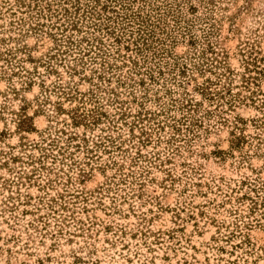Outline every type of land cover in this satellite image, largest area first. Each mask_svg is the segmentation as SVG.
Returning <instances> with one entry per match:
<instances>
[{
    "label": "rangeland",
    "instance_id": "374dc122",
    "mask_svg": "<svg viewBox=\"0 0 264 264\" xmlns=\"http://www.w3.org/2000/svg\"><path fill=\"white\" fill-rule=\"evenodd\" d=\"M36 1L0 0V38L5 39L0 51L26 46L27 54L38 59L52 46L47 36L31 29L36 17L49 26L58 17L47 21L48 12H38ZM130 1L144 14L152 8L161 12L148 43L157 50L163 44L173 56L166 58L171 65L186 63L184 75L171 67L164 78H176L177 83L167 81L176 100L190 98L197 106L185 114L178 102L159 113L153 100L146 103L145 109L165 124L140 146L142 125L131 135L129 125L112 116L117 103L104 102L114 127L105 123L92 130H67L87 142L68 149L72 156L47 159L52 172L41 171L37 163L31 172L27 154H38L26 145L61 135L56 131L64 128L65 116H56L54 107L59 102L70 108L74 102L60 99L51 86L55 75H48L45 65L36 68L48 86L46 94L38 81L21 87L20 78L1 75L0 264H264V0ZM40 7H46L44 2ZM172 14L181 17L180 28ZM86 24L83 20L79 29L91 32ZM68 33L77 34L69 27ZM102 39L116 66L122 60L112 57H127L135 48L128 34L118 45L112 37ZM92 54L78 63L81 73L74 81L87 75L97 82ZM74 56L64 62L73 65ZM22 64L32 69V63ZM57 64L68 82L67 68ZM130 66L116 72L120 79ZM205 80L213 82L210 87L218 95L206 99L195 91ZM112 86L121 92L122 109L135 115L139 104L126 97L127 90L117 87L115 79ZM90 88L88 81L78 84L81 92ZM159 97L169 102L168 96ZM22 121L31 129H19Z\"/></svg>",
    "mask_w": 264,
    "mask_h": 264
},
{
    "label": "trees",
    "instance_id": "16d2710c",
    "mask_svg": "<svg viewBox=\"0 0 264 264\" xmlns=\"http://www.w3.org/2000/svg\"><path fill=\"white\" fill-rule=\"evenodd\" d=\"M134 1L132 0V2ZM42 2H44L46 7H40ZM55 2L56 9H53L52 6ZM130 2V0H88L87 3L82 4L80 0H37L35 7L38 8V12L42 13L43 10H46L49 14L46 17L47 21L58 18L56 19L57 22H52L49 26V24L38 21L40 16L36 17L38 18L36 19L37 22H34V27L31 30L37 36H47L52 42V46L43 57L41 56L38 59L27 54L28 50L26 46L6 47L3 51H0V77L6 73L8 76L5 78L8 80L12 77H18L20 78L21 87L29 86L38 81L39 84L41 83L42 92L46 94L48 92V86L44 84L45 82L40 78L41 74L36 68V66L45 65L46 73L48 75H55V81L52 82L51 86L56 90L55 92L61 95L60 99L62 101H68L69 103L74 102L73 105L70 104V108H64L59 102H56V106L54 107L56 116H65L61 120L64 128L56 131V134L59 132L61 135L57 134V137L52 139L48 138L49 136H45L39 143L26 145V147L29 146L32 151L38 154L35 155L34 152L27 154V158L30 160L28 164H31L33 167L31 172L35 170L34 163L40 165L38 168L41 171L52 172L51 168L46 165L47 159L51 158L53 161H56L58 154L65 157L66 153L67 156H72L73 152H70L68 149H79L80 140L84 143L87 142L85 136H80L76 132L67 130H75L78 128L92 130L105 123L114 127L113 123L115 122L110 119L111 115L106 110L104 102L112 105L117 103V106H114V114L112 116L115 117L117 115L121 124L129 125L131 135H134L132 131L137 125H142L139 130V137L137 138L140 146H145L146 143L151 141L152 132L157 133L163 131L165 124V122L158 120V114L156 112L145 109L146 103L153 100L156 103L157 109L160 111L159 113L170 111L169 108L175 107V104L178 102L182 109H186L185 114H189L192 111L191 109L197 106L196 103L192 104L193 101L190 98L186 99L185 103L176 100L174 96L175 92H172L174 89L169 85L167 86V81L173 80V83H177L176 78L173 77L169 80L164 78V74L170 72L171 67V70L178 69L179 73L184 75L187 70L186 63L181 65L182 67L177 63L171 65L166 58L172 59L173 56L168 52L167 48L162 46L163 44L161 45L162 49L157 50L150 48V44L148 43L149 39L156 33L155 29L158 27V23L162 17L161 12H155V8H152V12L144 14L142 10H138L140 7L134 10ZM148 3L149 6L150 2ZM70 9L74 12L72 13ZM72 14H74L73 18ZM63 17L64 19H62ZM171 17L174 24H176L175 26H179L180 28V24H177L181 17L173 14ZM61 19L62 22H60ZM83 20H86L87 28L92 29L91 32L88 30L82 32L79 29L81 24H83ZM44 27H49L50 29H43ZM68 27L77 34L68 33ZM116 31L120 32L121 35L115 33ZM100 33H103L102 37H99ZM127 34L129 38H132V44L135 48L130 51L131 54L127 57L121 56L120 53L117 54V58L112 57L116 62L118 59H121L123 65L127 63L131 65L128 72L120 79L121 73L117 74L116 72L123 65L116 66V64H111L107 57L113 54H110L111 51L103 49L105 47V41L102 38L104 36L107 38L112 37L118 45L121 37ZM4 42L5 39L0 38V43ZM189 42H193L190 36ZM18 53L22 57H18ZM72 53H76L78 57L76 58L74 56L72 60L73 65L66 64L64 62L67 61L65 58L69 57ZM90 53H93L91 58L95 64L91 72L97 74V82L94 83L91 77L87 75H82L79 77V81H74V76L81 73L77 70L78 63H82L83 56ZM157 56L159 58L158 62L151 64L152 60ZM58 61L60 63L63 62V65L67 68V73L70 78L68 82L63 81L59 72L54 67L55 64L61 65L57 64ZM162 61L164 62L162 63ZM22 63H32V69L25 68ZM195 65V63L192 64L194 69L196 68ZM164 66L169 67L164 68ZM164 69H167V71H164ZM114 79L117 87H123L127 90L126 97L129 96L133 103L139 104L137 105L139 106V111L135 115L131 111L122 109L125 102L118 99L121 92L119 95L116 94V88L112 86ZM81 81H88L91 88L86 92H81L78 89V84ZM178 84H181V82ZM211 85H214L213 82L205 80L203 84L195 87V91L206 99L212 97L214 92L218 95L216 91L211 89ZM179 87L183 88L181 85ZM96 92H103L108 95V98L104 101V96ZM159 94L162 97L165 95L168 96L169 102H165L166 100L161 102ZM129 117H132L131 124L126 121ZM26 122L22 121L19 129L22 131L31 129ZM107 127L110 129L109 126ZM104 130L106 128L100 129V131ZM175 131L178 132V130ZM132 137L134 138V136ZM47 138L50 141L46 144ZM62 141H64V145H59ZM98 143L94 142V146L97 147ZM54 148L58 149L57 153H53ZM122 153L127 154L128 151H122ZM137 156L141 157V154L137 152ZM9 159L15 161L16 157L10 154ZM7 165L8 163L6 162H2L1 164V166L6 167Z\"/></svg>",
    "mask_w": 264,
    "mask_h": 264
}]
</instances>
